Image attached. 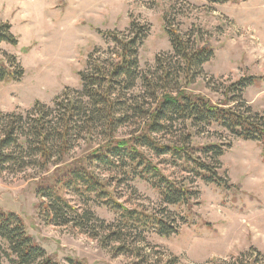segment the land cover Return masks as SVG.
Returning a JSON list of instances; mask_svg holds the SVG:
<instances>
[{"label":"trees","instance_id":"16d2710c","mask_svg":"<svg viewBox=\"0 0 264 264\" xmlns=\"http://www.w3.org/2000/svg\"><path fill=\"white\" fill-rule=\"evenodd\" d=\"M207 1L225 5L241 0ZM164 21L172 53L157 56L153 68L142 71L139 56L150 29L133 20L127 34L100 32L113 47L90 55L86 70L78 74L82 90L68 89L52 106L38 101L24 113H0V173L37 172L38 210L45 223L84 234L135 264H180L178 257L155 259L148 236L171 238L180 234V223H190L199 195L196 180L233 188L219 172L225 145H195L198 134L218 126L264 149V114L254 113L244 101L245 92L264 79L245 77L224 85L225 99L217 103L193 93L215 49L193 32L183 34L176 16L165 14ZM3 44L17 46L18 38L9 23L0 21V50ZM23 76L16 57L0 58V84ZM82 144L91 149L74 157ZM166 162L187 177L167 175ZM136 181L158 194V208L121 201V187ZM95 205L110 211L114 221L98 217ZM183 207L185 217L170 210ZM3 259L10 264H87L76 258L59 261L28 233L21 216L0 207Z\"/></svg>","mask_w":264,"mask_h":264},{"label":"rangeland","instance_id":"374dc122","mask_svg":"<svg viewBox=\"0 0 264 264\" xmlns=\"http://www.w3.org/2000/svg\"><path fill=\"white\" fill-rule=\"evenodd\" d=\"M168 13L177 17L183 34L193 32L215 49L214 58L191 87L193 93L217 103L225 99L224 85L245 77L264 79V0L225 5L207 0H0V21L9 23L18 38L17 46L2 45L0 58L12 55L24 70L19 82L0 84V113H24L38 101L52 106L68 89L82 90L78 74L86 70L90 55L97 50L108 53L113 47L100 32L127 34L133 20L150 29L139 56L142 71L153 68L157 56L172 53L165 31ZM244 101L254 113L264 114V80L245 92ZM194 139L195 145H225L219 172L233 188L223 190L196 180L193 187L199 195L190 223H180V234L171 238L148 236L154 258L165 262L178 257L180 264H264L263 147L218 126L204 129ZM90 149L82 144L73 156ZM162 167L173 179L187 177L168 162ZM40 180L35 171L0 173V207L21 216L28 233L50 255L63 263L69 258L87 264L136 263L114 256L84 234L45 223L36 195ZM129 185L121 187V201L130 207H159L158 194L147 184ZM70 199L78 204L75 196ZM93 210L106 221L115 219L104 207L95 205ZM170 210L181 217L188 214L184 207ZM0 264L10 263L3 259Z\"/></svg>","mask_w":264,"mask_h":264}]
</instances>
